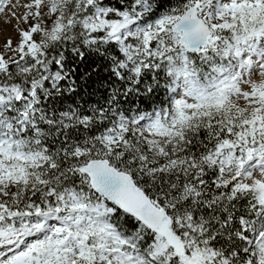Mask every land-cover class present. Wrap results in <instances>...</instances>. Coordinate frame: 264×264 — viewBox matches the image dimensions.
Segmentation results:
<instances>
[{"label": "snow or ice", "instance_id": "6c2138e0", "mask_svg": "<svg viewBox=\"0 0 264 264\" xmlns=\"http://www.w3.org/2000/svg\"><path fill=\"white\" fill-rule=\"evenodd\" d=\"M0 264H264V0H0Z\"/></svg>", "mask_w": 264, "mask_h": 264}, {"label": "rangeland", "instance_id": "374dc122", "mask_svg": "<svg viewBox=\"0 0 264 264\" xmlns=\"http://www.w3.org/2000/svg\"><path fill=\"white\" fill-rule=\"evenodd\" d=\"M17 2V0H10V4H15ZM20 4H23L26 2V0H19ZM6 16L8 17V20H7V26L9 28L6 29L5 25H0V43H2L5 39H7L8 37H13L15 38V25L17 23L16 19H14L13 17H11L9 15V11H16L17 12V15H19L21 12H22V9H10L8 7H6ZM5 28H4V27ZM3 32V33H2Z\"/></svg>", "mask_w": 264, "mask_h": 264}, {"label": "bare ground", "instance_id": "6f19581e", "mask_svg": "<svg viewBox=\"0 0 264 264\" xmlns=\"http://www.w3.org/2000/svg\"><path fill=\"white\" fill-rule=\"evenodd\" d=\"M6 9L4 12H0V25H5V27L8 25L7 24V20H8V17L6 16ZM4 27V26H3ZM4 27V28H5ZM9 28L8 26L6 27V29ZM8 30V29H7ZM1 32V31H0ZM3 33V32H2Z\"/></svg>", "mask_w": 264, "mask_h": 264}]
</instances>
